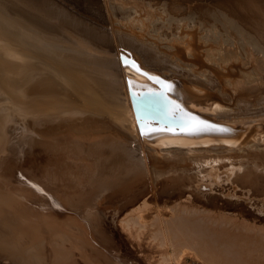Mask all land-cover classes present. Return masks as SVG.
<instances>
[{"label": "bare ground", "instance_id": "obj_1", "mask_svg": "<svg viewBox=\"0 0 264 264\" xmlns=\"http://www.w3.org/2000/svg\"><path fill=\"white\" fill-rule=\"evenodd\" d=\"M255 1L256 3L252 5L250 10L261 16L259 18L261 22L260 28L255 29V32H253L258 39L262 40L264 38V0ZM45 10L47 11V9ZM23 17L20 12L18 13L15 10L5 11L3 8L0 9V82L2 84L0 86V251H10L8 257L5 258L7 262H1V264H58L57 257L70 264L68 260L75 261L76 253L79 254L77 258L80 261H77V263L95 264L90 260L91 257H88L93 251L99 255V259L105 264L158 263L157 260L154 262V260L145 257L144 254H140L138 251L136 252L140 256V262H136L131 260L130 257H124L121 251L123 250L124 245L122 246V243L124 239L126 238L127 240H125L129 242L124 234L121 235V231H127L134 226L144 227L143 220H140L145 218L144 214L140 212L129 214L118 220H115L116 218L113 220L111 217L110 220L114 223L113 228L111 229V223L108 220L109 223L104 222V229L100 224L98 211L95 210V206L101 207L100 200L103 194L108 191L113 192L115 195L125 194L138 186L143 178L141 165L137 162L138 160L132 159V154L130 156L132 151H129L131 149L128 148V150L121 144L120 146L109 144L114 140L115 143L119 140L122 144L124 141H131L130 138L125 137L128 134L123 133V129L121 127L118 129L115 124L119 122L118 126L122 125L123 128H126V131L128 129L133 133V141L134 139L143 140L146 141L145 144L149 143L159 147L187 145L193 142L201 144L206 143L208 140L215 139L214 141H216L222 137H225L226 140V136H230L233 139L230 142H234L233 137L241 136L237 132L238 129L236 128L237 131L233 129V131L230 129L231 126L212 120L214 117L210 120V115L209 117H205V115L198 116L193 112L192 114H185L186 109L193 107L189 101L194 100L199 109H202L201 106H206L210 99L204 91L198 90L188 79L179 80L178 86L175 88L171 86L167 89L164 84H156V88L151 86L152 89L155 88V91L158 89L160 93L164 90L167 95H162L167 96V99H159L157 96V101H155L156 95L154 96L155 100H152L153 97L150 96L151 100H146L143 97L141 99L140 95L143 93L138 92L140 94L138 95L140 96L139 99L131 103L128 102L127 105L120 92L121 88L117 89L118 87L113 85L115 83L113 82L114 74H112V69L109 70L105 67V59H102L100 54L102 48L97 46V41H94L95 37L92 36V39L86 40V36L78 39L79 36L76 41H74V38L71 41L70 39L63 40L56 37L57 40L52 42L53 35L52 33L51 35L46 33L45 29L47 27L43 29L44 26L42 25L43 28H40L41 26L33 22L32 19H28L29 17ZM85 22L79 19L61 21L72 30L78 29L87 35L91 33L92 29ZM243 34H246V32H243ZM55 36H57L56 32ZM135 42L138 43L139 39ZM135 45L134 43V49L131 48L126 51L123 48L121 49L138 68L148 70L164 66L165 63L160 65L151 61L160 58L161 48H158L160 46L156 47L151 44V47L143 50L146 48L143 43L144 48ZM148 46L150 45L148 44ZM2 91L8 92L9 97L2 98ZM201 91L204 93L201 94ZM125 93L127 94V92ZM173 99L181 101L183 104L181 110L178 108V104V107L173 104ZM179 101H176V103ZM195 106L197 107V105ZM176 108L179 109L177 115L176 112L173 114V111H177ZM65 132L69 133V135L66 134L68 136L66 139L69 141L67 146L61 143L62 138H60ZM97 133L105 135L103 137L100 135L101 137L98 140V142H101L100 146L103 145L102 151L88 150L92 152V158L90 157L91 160L85 162L83 159L86 154L84 155V150H82L85 147L84 143L94 134H96L94 136H97ZM94 138L96 139V137ZM92 144L95 146L96 143ZM19 147L25 153L30 152L33 148L35 152L39 151L38 154L41 153L42 155L45 152L48 155H54L42 167L44 171L42 177L45 174L44 182L38 181L36 176L37 179L34 178L33 180V177L26 178L23 171L16 169L15 163L18 156L14 155L12 149L17 148L19 150ZM94 148L92 147V149ZM45 156L47 155L45 154ZM17 163L19 165V162ZM18 165L17 167H19ZM42 168L40 167V169ZM4 171H6V177L3 174ZM32 171L34 170L32 169ZM17 174L18 177H22L23 181L14 179ZM40 175L38 176L40 177ZM11 177L12 179H9ZM56 182L60 184V190L50 185L51 183L56 184ZM72 188L73 195V192L71 194L68 192L69 195L68 193L65 194V189L72 190ZM147 204V201L144 200L131 211H141ZM160 217H151L154 220L152 224H157L156 226L162 229L160 234L162 233L165 242H174L178 245L176 247H179V249L173 248L176 251H172L170 264L181 262L178 259L179 251L183 250L184 247H189L200 253V256H204V258L201 256L203 260H206L205 258L209 260L210 257H213V262L215 260L220 263L218 261L220 259H230L229 245L231 241H234L227 235V232L226 236L228 237L222 235V232L221 235H216L217 238H212V235L208 233V226L206 223L204 224L205 219L204 221L203 218L201 219L203 223L198 222L197 219L178 213V211L177 213L174 212L173 215L164 216L165 218ZM93 220H96L94 222H96L99 229L97 233L95 232L96 234L91 235L89 230L92 229L83 228L82 222L90 224ZM89 224L88 226H90ZM96 225L93 223L94 227L91 226L93 229H97ZM158 228H156V231ZM217 249L218 251L220 249L219 252L221 253L218 254ZM120 251L123 254L122 260L119 259ZM217 262L213 264H217Z\"/></svg>", "mask_w": 264, "mask_h": 264}, {"label": "rangeland", "instance_id": "obj_2", "mask_svg": "<svg viewBox=\"0 0 264 264\" xmlns=\"http://www.w3.org/2000/svg\"><path fill=\"white\" fill-rule=\"evenodd\" d=\"M254 3H256L255 0H0V9L15 10L20 12L22 17H29L28 19L38 23L40 28L47 27L46 33L53 35L52 42L57 40L56 37L71 41L73 38L76 41L84 36L87 37L86 40H90L92 36L95 37L94 41H97V46L102 48L100 54L101 58L105 59V67L109 70L112 69V74H114L113 82L115 83L113 85L118 87L117 89L121 88L120 92L126 104L139 99L140 96L141 99L143 97L146 100H151L152 97L154 98L152 100H155L156 97L155 101H157V96L159 99H167V96L162 95H167L164 90V93L158 92V89L154 90L156 84H164L169 89L171 86L173 88L178 86L179 80L188 79L198 90L204 91L210 99L206 106H201L203 110L199 109L194 100L189 101L193 107L186 109L185 114L193 112L198 116L209 117L210 115V120L214 117L212 120L231 126V130L237 128L238 131L237 129L235 131L241 135L233 137V143L230 142L233 139L226 136V140L225 137H222L216 138V141L213 139L201 144L193 142L187 145H172L173 147L168 145L172 148L168 146H162L163 148L160 146V148L158 145L145 144L146 141L143 140L134 139L133 141V133L128 129L126 131V128H123L121 124L118 126L119 122H115L117 124L115 126L118 129L121 127L122 132L127 133L129 137L123 135L130 138L131 141H124L122 144L117 140L118 144L114 140L115 142L112 141L109 144L112 146L121 144L124 148L131 149L130 156L132 154V159L138 160L137 162L141 165L143 178L138 186L125 194L115 195L113 192H106L101 197V207L95 206V210L98 211L99 219L103 221H100L102 228L105 227V223H109L108 220L111 217L113 220L115 218L118 220L126 215L139 212L145 215L144 219H140L143 220L144 227H131L133 228H130L132 233L130 229V231L125 230L126 232L121 231V235L124 234L129 239L128 242L125 238L126 240L124 239L122 243L124 246L121 251L124 257H130L131 260L140 262L139 252L154 262L158 261L154 264H170L172 251H176L174 249H179V247H176L177 244L174 242L163 240V235L160 234L162 229L158 228L157 224H152L154 220L151 217L165 218L178 211V213L197 219L198 222L203 223L205 219L204 224L206 223L208 226V233L212 235V238L221 235L222 232V235L226 236L227 232V235L232 238L234 242H230L231 248L229 245L230 259H220L218 260L220 263L214 260L217 264H264V38L260 40L254 33L255 29L260 28L261 22L259 19L261 16L250 10ZM71 19L87 21L85 23L91 27V33L86 35L83 31L75 28L72 30L65 23H61L62 20L69 21ZM45 30L43 31L45 32ZM55 32L57 36H55ZM119 38L121 39L118 40ZM133 39L135 41L139 39V42L143 41L146 48L142 43H136ZM134 43L144 48L143 50L151 47V44L156 47L160 46L158 47L161 48L160 58H156L159 61L154 59L151 61L160 65L165 63L164 66L148 70L138 68L124 52L127 49H134ZM121 48L125 50L123 51ZM151 86L155 88L152 89ZM202 91L201 94L204 93ZM138 92L143 94L140 95ZM154 92L156 93L154 94ZM7 93L2 91V98L9 97ZM134 94L140 96L136 98L137 96ZM133 95L135 99L132 98ZM173 101V104L175 106L178 104L179 107H177L181 110L183 105L181 101L179 99H173ZM176 101L179 102L176 103ZM215 106H217L216 110ZM178 108H176L177 111L174 109L173 114L176 112L177 115ZM66 134L69 135L68 132H65L60 138H62L61 143L67 146L69 141L66 139L68 138ZM94 135L84 143L85 147L81 146L84 147L81 148L84 150L83 154H86L83 159L85 162L92 158V152L88 150L102 151L103 145L100 146L101 142L98 140L100 135L102 137L105 135L98 133L97 136ZM92 143H96L95 146ZM128 143L131 144V148ZM88 145L89 147H87ZM96 145L99 148H96ZM92 147L95 148L92 149ZM16 149H12L14 155L18 156L15 163L16 169L23 171L26 178L33 177L32 180L38 178V181L44 182L45 174L42 177L44 173L42 167L54 155L43 152L42 156L41 153L38 154L39 151L35 152L33 148L31 151L34 152L27 153L21 147L19 150ZM39 159L40 161H38ZM23 162L27 167L23 165ZM82 162L85 164L84 161ZM27 168L28 170H26ZM3 174L5 177L7 176L6 171ZM21 178L18 177V174L14 176L15 180ZM21 180L23 181V179ZM54 184L50 185L60 190V184L58 182ZM68 192L70 194L73 192V195V188L72 190L65 189V194ZM144 200L148 204L141 211H131ZM200 215L201 217H199ZM196 216L198 217L196 218ZM94 221L96 220L91 221L92 224L91 222L84 224L83 221L81 224L84 227H81L87 230L92 229L89 230L91 235L96 234L99 228ZM112 222L110 220L111 229L114 225ZM93 223L97 229H93ZM156 228H158L157 231ZM134 229L136 232L133 231ZM125 243L127 244L125 245ZM119 249L121 248L119 247ZM125 250L127 253L124 252ZM216 251L215 255L221 253L220 249L217 253ZM9 254V250L0 251V264L6 261L5 258ZM123 254L119 255L120 260H122ZM199 254L189 247H184L179 251L178 259L181 262L178 264H211L213 262V257L203 260L204 256L201 255L203 257L201 258ZM75 255V261L68 260V262L84 264V262L79 263L77 258L79 254ZM89 256L95 264L97 262L105 264V262H101L95 251L91 252ZM57 258L58 264L67 263L64 259ZM77 261L79 262L77 263ZM221 261L223 262L221 263Z\"/></svg>", "mask_w": 264, "mask_h": 264}, {"label": "snow or ice", "instance_id": "obj_3", "mask_svg": "<svg viewBox=\"0 0 264 264\" xmlns=\"http://www.w3.org/2000/svg\"><path fill=\"white\" fill-rule=\"evenodd\" d=\"M142 134H143V132H142Z\"/></svg>", "mask_w": 264, "mask_h": 264}]
</instances>
